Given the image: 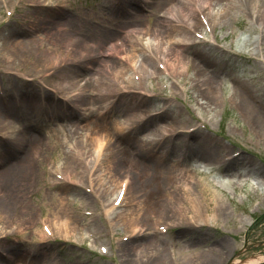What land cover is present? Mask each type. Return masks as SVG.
<instances>
[{
    "label": "rangeland",
    "instance_id": "1",
    "mask_svg": "<svg viewBox=\"0 0 264 264\" xmlns=\"http://www.w3.org/2000/svg\"><path fill=\"white\" fill-rule=\"evenodd\" d=\"M32 1L33 0H23L20 2L16 7L14 16L11 17L12 19L10 18L12 21H8L5 27L11 28V24H14L15 27H19L15 32L17 35H13L16 37L14 39L17 41L21 37L29 36V39L22 41L25 42L26 48L32 50L34 48H43V45L53 49L57 43L62 44L66 40L75 39V44L69 51L68 56L64 59L69 65L71 61L76 63L78 59L83 56V61H78V66L76 67L81 72L83 71L85 73L84 78H81L82 80L78 82L80 85H84L83 82L87 83L86 87L83 88L84 92L81 94L82 97H90L89 95L93 96L92 91L90 90L92 87L99 91L100 87L95 83L97 77L100 76L101 79H106L107 82H110L109 72L106 67L101 64L102 61L99 60L98 62L94 58L93 60H96L97 63L90 62V54L94 53L95 57H100L102 60L110 63V61L116 59L120 54L119 52L127 46L129 38H126L124 46L118 48L112 57L103 58L104 56L102 55V52L105 50V44L109 39H112L127 27L142 28L143 22L146 20L155 24L159 23L158 9L156 5V7L154 6L153 8L148 9L149 12L154 14L147 19H140L134 15L129 18H127L128 16L126 15L125 17L119 16L122 11H124L125 14L126 11L129 13L133 11L131 3L129 2V4H127L128 0H122V3L120 4L114 3L116 2L114 0H52V3H50L52 6L44 7V9L40 8V10L27 7L26 4ZM182 3L185 5L184 2ZM1 10L2 8L0 6V13ZM46 13L53 16H51L49 20L45 19L44 21V18L41 17ZM129 13H127V15ZM246 21L247 19L238 12L237 16H235V20L230 21L225 25L230 28L224 36H221L223 35L222 32L224 31V27L220 30L217 28L213 30L215 41L222 45H226L232 41L237 42L236 39L238 36H241L239 35V32H243V24L246 23ZM86 22L90 25H86ZM84 26H87L88 31L81 34V28ZM2 28H4V26ZM263 33L264 31L262 34ZM253 34L254 33H250L251 36ZM87 42H89V46ZM7 43L0 46V56L3 53L5 54ZM33 43L34 47L32 48ZM247 43L248 42H246V44ZM96 46L97 48H95ZM263 46L264 44L261 45V47ZM245 48L246 46L243 45V48L240 47L238 52L232 53L227 51L224 55L218 54L216 51H211L202 44L186 49V60H188V64L190 65L189 69H187L186 76L189 75L194 76L195 78H200L202 74L205 76L211 74L212 71L216 75L214 80L215 82L217 81L218 85L214 87V82L208 92L209 95L211 94L210 96L213 95V97L208 96L210 104L204 108H202L203 105L200 106L197 111L204 115L205 126L208 130H203L198 127L195 131L196 134L204 133L209 134L211 138H216L219 142L214 143L218 145V151L207 159L198 158L195 156L197 155L196 152L190 151L186 156V161L190 160V162H188V167L182 168L177 165L173 166L176 176L180 177L178 178L176 185H182L184 180L185 182L191 180L197 184L196 190L198 191L194 190V187L192 188L195 196L193 197L192 194V197L185 199L182 213L179 215L177 214L172 219L166 235H158L153 229H148L143 233H137V235H135V237L127 244L119 245L118 250L116 249L113 254L114 256L116 254L118 255L122 264H142V260H140L141 255L149 256V249H152L153 245L158 249L156 250L155 258L149 256L150 261L148 264H155V259L159 264H165L169 250L171 253L178 255V257H180L179 255L181 254H194L196 258H198L197 264H224L225 258L222 256L223 254L226 256L235 253L237 257L242 259L255 253L264 254V129L251 125L247 119L246 111L242 112L238 106L230 102L231 96H234L233 92L243 88L242 86H246V88L252 93L258 92L259 95L264 93L262 61L258 59L259 55H245L247 54L246 51L243 52V49ZM194 51H208V53L207 56H197ZM10 60L20 66L22 64V62H18L19 59ZM23 64L30 71H36L34 68L35 66L31 67L28 62L25 61ZM66 70L67 68L62 69L57 73L54 72L51 78L52 80H49V76L47 77L49 80H47V82L55 85V83L59 81H56V79H58L56 75L59 72H65ZM179 72L180 70L175 76L166 80L169 83H172L173 80H185V84L190 91L189 95H191L190 101L184 102L177 99L182 102V106L176 100H170V103L180 105L183 112L185 110L188 111L190 116H187L184 122L180 123V121H177L173 127L175 131L179 130L182 123H184V125H191L196 122L194 118L195 111H192L193 105L195 106L194 99L197 97L195 92V86L197 87L196 81H189L187 78H183ZM60 75L61 73H59V76ZM0 78L4 77L0 75ZM162 78L163 77L160 74L156 77H153L152 74L144 81L154 89L156 84ZM144 90H148L147 85H145ZM33 97L36 98V94ZM36 99L33 100L36 101ZM159 105L160 104H150L147 105V107H157ZM91 106L90 103L85 105L86 108ZM180 106L179 108H181ZM35 109L37 110V107ZM211 109L213 110L211 111ZM220 111H223V113L221 114ZM161 114L162 112L154 120L147 122L149 129L152 128V130H157L153 127L158 124L165 128L169 126L166 124V121L162 120L163 117L160 118ZM110 115L114 116L112 119L115 120L120 119L122 117L121 115L124 114L112 111ZM108 116L109 114L107 117ZM220 116L222 118H220ZM97 122L98 120L96 121L93 116L88 117L82 122H79L76 131H84L85 129L88 131L97 130V133L110 131L111 127L109 124L107 127H102ZM84 124H86V128L80 129ZM150 124L151 126H149ZM193 134L195 133H191V135ZM49 135L52 136V134ZM131 141L132 140H130V142ZM172 141L174 142L172 147L175 152L177 151L178 146L181 149H183L184 146H189L185 143V137H174ZM124 142L121 143L126 145ZM119 144L120 143L116 142L108 148L109 150L106 152V155L102 160L103 164L105 161L104 159L108 157H110V159L112 158V161L115 164V166L112 167L115 179L119 177L120 173H123L126 170L133 173L132 180L128 185L127 199L133 193L140 195L141 198L147 197L146 199L149 201H143V204L140 207L145 214L141 218H137L136 222L151 226L156 218L154 219V222H152L151 217L153 216L149 218V216L146 215V210L147 208L149 209L156 206L158 213L157 216H159L161 214V209L163 208L162 201H164V195L161 194V196L157 198L155 196L156 200L153 199L151 201L149 199L150 194L146 192L144 193V190L141 189V175L137 172L134 164L125 161L117 163L116 160L111 157L112 152H114V149L119 146ZM238 148L242 149L241 153L226 169L230 172H224L220 175L215 170L213 163L222 154ZM135 149L136 151L141 152L138 148ZM136 151L134 150V152ZM178 153H180V151ZM59 155H61L62 158L59 159ZM148 155H150L149 152ZM2 157L6 158L7 155L1 156V158ZM61 159H63V149H61V147L58 146L56 149H48L46 154L36 162V165H33V173L36 174L38 179L36 182L38 187H40V189L37 190L36 195L29 198L27 193L25 194L26 189H23L22 187L23 181L19 185L11 186V190H14V194L22 193V196H16L12 200V202L17 204L18 208H15V206L9 210V208L0 204V231H4L3 233H0L1 264H19V261L27 262L26 259H31L34 254H37L36 256L34 255L36 261L40 260L41 262L38 264H44L45 262L50 264L49 257H53V261L57 262L56 264H108L107 262L100 261L97 258L88 255L81 248L73 246L72 243L74 240L77 245L82 241V234L84 231L76 233L75 237L68 236L65 239L60 238L58 235H54L53 238H49L42 241V243H39V227L32 224L34 213L41 210L44 216H49L51 218H53L52 216L60 215L57 214L59 190L48 188L49 190L47 192L45 188L46 178H42L40 172L45 171V165H51L50 162L61 161ZM192 163L195 166H191ZM247 163L250 166H247ZM163 165L166 164L163 163ZM244 167H246V169ZM249 168L252 169L253 172L250 171ZM181 169H189L191 179L188 180L185 171ZM236 169H238L239 174H241L240 176H237V173L232 175L231 172H234ZM210 170V173L205 172ZM247 170L250 173L249 175L246 174ZM220 171H225V168ZM257 175L260 176L257 177ZM24 179L26 180V177ZM216 182L219 184H216ZM68 188L71 189L70 193L72 196L66 200L67 204L61 207V212L66 206L72 207L73 209H71L73 210L74 216L78 219L82 218L83 221L87 222L90 218L87 219L86 217L81 216L78 214V210L81 208H92L93 204L91 197L83 194L73 186H68ZM170 189H174L173 184ZM18 190H20V192H18ZM179 192L180 191L177 190V193ZM100 193L101 197H106L105 194H102V192ZM192 204H194L201 212L208 215V223L192 226L189 229L182 228V223L185 221V218L184 220L182 218L189 215L188 213L190 212L189 210ZM223 206H226L228 209H226V211L218 210V208ZM132 207L135 206L133 205ZM249 215H251V218L248 219V222L252 221V224L247 229V238L244 240L241 238L242 230H239L241 228H238L240 222L235 221V217L243 218V221L241 219L243 223L245 221L244 217L247 218ZM91 218L94 219V223L89 225V227H97V231H100L101 227L98 218L95 216H92ZM150 223L151 225H149ZM16 224H21L20 227L22 229L18 230L15 228ZM245 226H247V223H245ZM116 232L121 234V232L124 231L120 227H116ZM221 240L228 241L224 248V252L220 250L219 245L216 243ZM210 244H213V247L210 246ZM207 245L209 246L207 247ZM134 246H141L142 249L140 248L138 254L134 253L133 256L125 254V256L128 257L126 258L122 254L121 249L128 252V249H132ZM211 249L215 250V252H213V250L211 251ZM18 252H20L21 255L20 257L18 256L19 260L15 263L11 261L10 263L7 262ZM1 254H3V256H1ZM89 256L91 257L89 258Z\"/></svg>",
    "mask_w": 264,
    "mask_h": 264
},
{
    "label": "bare ground",
    "instance_id": "2",
    "mask_svg": "<svg viewBox=\"0 0 264 264\" xmlns=\"http://www.w3.org/2000/svg\"><path fill=\"white\" fill-rule=\"evenodd\" d=\"M131 3L133 6L132 12L126 11V14L124 11L119 14V16L125 17L133 15L136 17L141 18H147L150 16H153V13L142 14L141 11L137 10L142 8L143 5L149 2V0H128L127 4ZM157 9L162 12V21L165 23L161 28L163 30L160 33H157L158 35L156 37L152 36V41L147 40L145 38H140V36H130L129 41L127 42V46L124 47L117 56L116 59H114L112 62L107 63L106 61H102L101 64L106 67L107 70L110 71V75L116 77V79L120 82H124L123 87H127V90L121 94L118 98L114 97H103L100 96L99 100L103 104H107L109 106H112L114 103L117 102V108L115 109L116 113H121L125 115H129L128 117H125L122 121H115L114 126L119 130H122L124 128H130L135 129L137 132H139L141 129H143L144 123L137 124L135 127L133 125L134 122L139 121V117L136 115V117L131 114L133 111H136L140 107L147 106L150 102H153L154 100H157L158 97H155L154 95L146 97V96H138L134 93H132V88L128 85V82L126 80L127 71L125 68L124 62H126L127 65H132L136 67L143 78L146 76H149L150 73H156L155 66L153 67L152 62L146 57L142 51L152 52L159 57L158 60H161L166 68H168L170 71L174 70V65L172 63L171 57H174L177 59V68L184 69V64H188L187 57L182 53V50L178 48V46L175 44V42H179L181 40H187L188 37H190V33L187 32V30H184L183 26L187 25V27L190 26H198V19L196 18V14L194 12V9L192 8V3L196 4V7L202 10V14L204 19L209 23V26L211 29L215 30L221 29L224 27V31L222 34L224 35L227 30L230 28L228 26H225L228 22L234 21L235 16H237L238 12L243 11L244 9L250 10L249 12L253 16H257L258 14V6H264V0H154ZM184 2L185 5L182 3ZM190 2V3H189ZM192 2V3H191ZM154 4V3H153ZM155 6V5H154ZM155 6V7H156ZM242 6H249L250 8H244L242 9ZM195 7V8H196ZM127 13H129L127 15ZM262 32L264 31V22L261 25ZM245 31H251L252 26L250 24H247L244 27ZM82 30V28H81ZM258 34L257 41L255 43H263L264 44V33ZM10 35V31H7V33L4 35V37H8ZM221 35V36H223ZM263 35V36H262ZM211 36V35H210ZM204 45L209 48L211 51L215 50H222L234 48L231 47V45L227 44L225 46L210 44L205 42ZM238 45H241L238 42ZM8 46H11L9 50H11L13 53V58L15 59V56L20 58H23L22 56H31L32 53L28 52L26 50L25 44L23 41H17L14 43V46L12 44H8ZM13 46V47H12ZM124 44L122 43L120 47H123ZM117 50V49H116ZM264 50V47H263ZM197 56H207L208 51H194ZM220 54V51L218 52ZM212 54V53H211ZM124 59V62H123ZM54 58H51L50 62L48 64H45L46 66L53 65ZM64 68V67H63ZM61 75L59 76V73L57 75L59 81L55 83V87L58 88L61 95L65 96L67 92L73 91L76 88L79 87L80 90H83L84 87H86L87 83L83 82L84 85H80L78 82L81 81L84 78L85 73L81 72L77 68L67 67V70L65 72H60ZM201 75V74H200ZM216 77L215 73L212 71L211 74H207L205 76H202L200 78H195L194 76H189L188 80H195L197 87L195 86V92H196V98L194 99V104L197 108H200V106L203 105L202 108L208 106L210 102L208 101V94L212 84L215 82L214 78ZM82 78V79H81ZM236 79V78H234ZM98 85L104 89V90H114L113 86L103 81L100 78L96 79ZM236 81V80H235ZM217 83V82H215ZM216 84H214L215 87ZM255 85V83H254ZM243 88L239 89L238 91L235 90L233 96V100L236 99L235 105L238 106V108L244 112L246 111L247 119L249 123L255 127H261L264 129V93L262 95H259L257 93H252L246 86H242ZM66 88V89H65ZM31 86L28 84H24L23 90H19L17 87H11L9 88V95L10 99L8 100L2 99L0 100V134L4 136V139L0 138V162L1 160L8 159L9 162L3 165V167L0 169V204L6 208H12L15 207L17 204L15 202H12L13 198L16 196H22V193L14 194V190H11V186L13 185H19L21 182H26L23 186L24 188H27L28 181L30 180L29 177V171L33 165L34 159L31 157L33 154H37L38 152L46 151L48 150V145H45L43 143L42 138L36 137L34 135V131L41 132L43 129H30L28 130V127H34L35 123L39 119V114L36 112L35 104L32 101L31 97ZM237 91V92H236ZM206 95V98H205ZM25 96V97H24ZM81 95L76 97V103L77 105L73 109H69L66 107H63L62 104H59L58 107V114L55 116H60V119H57L52 124L53 131L55 132L54 135L57 138V142L59 144L65 143L67 140L76 139L77 136H75L76 128L79 125V119L84 120L91 116H96L92 108H86L85 105L87 103H94L96 102L95 99L90 97H80ZM199 96V98H198ZM27 98V101L25 98ZM210 97H213L210 96ZM159 101L163 103L165 106V112L163 113L161 117H163L162 120H166L167 122L172 121L174 118H181L183 116V113L179 111V109L171 104L168 103L166 100H163L162 98H158ZM17 102H20L21 104L19 107H15V104ZM51 103V102H50ZM177 110H176V109ZM71 112H76V118L72 119ZM67 115V116H66ZM52 116V115H50ZM84 118V119H83ZM25 121L28 124V127L26 126V123L24 125L20 121ZM89 121V120H88ZM19 122V123H18ZM78 122V124L73 123ZM98 124L102 127L106 126V122L101 119L98 121ZM103 124V125H102ZM49 127V125H47ZM86 128V124L82 126L80 129ZM139 128V129H138ZM87 130V129H86ZM79 131H76V134ZM167 130H163L161 134L167 133ZM85 140H91L92 132L88 133L84 132ZM149 135H153V133L147 132V135L145 134V137H149ZM159 135V134H158ZM191 138H193V144L195 145L197 157L201 159H207L215 154L216 151H218V145H216L214 142H219L216 138H211L209 134H195L191 135ZM199 138V139H198ZM97 138H95L96 140ZM66 140V141H65ZM127 139H125L126 141ZM140 138L136 136L134 139V142L140 143ZM115 142H119V139H113L109 138L106 143L102 147L98 144L96 147H91L90 142L89 144H84L83 146H78L77 150L74 149L71 145H69L73 151L74 158L77 160H81L83 163V167L86 165V171L88 173V177L92 178V181L94 183V186L99 192H102V194H105L106 197H108L110 194L113 195L114 190L117 188V185L119 183V178L115 179V176L112 172L113 166L115 164L112 161V158L110 157L104 159L103 164V158L106 155V152L109 150L107 148L108 143L109 145H112ZM133 143L135 147H140L138 144ZM107 146H106V145ZM142 145V144H141ZM155 149L161 150L160 153H162V144L156 143ZM179 149V148H178ZM134 148L132 144H126L123 145L122 143L119 144L114 149V152H112L111 157H113L116 162H129L133 163L137 172L141 175L140 180V186L141 189L144 190V193H149L150 197L149 199L152 201L153 199L156 200L157 197L164 195L165 197L171 196V185L178 180L174 169L169 165H162L160 158H154L147 159L144 155L141 153L138 154V157L135 156V153L133 152ZM180 150V149H179ZM152 151V150H151ZM191 151V149H188V152ZM200 151V152H199ZM7 155L6 158H1V156ZM163 155V153H162ZM44 156V155H43ZM76 162V160H74ZM73 162V164H74ZM115 162V161H114ZM158 163L157 165L154 163ZM56 167H60L64 170H67L65 174H69L70 171L68 169L73 168L72 164L70 162H66L64 159L62 162L60 161L58 164H54ZM247 166L248 165L247 163ZM246 169V167H244ZM250 169V168H249ZM29 170V171H28ZM74 171V169H72ZM185 171V175L190 176V170L189 169H181ZM252 171V169H250ZM174 172V173H173ZM253 172V171H252ZM246 174L249 175V171H246ZM241 174H237V176H240ZM260 175H257L259 177ZM26 177V180L24 179ZM186 177V178H187ZM132 180V179H131ZM130 183V180L129 182ZM129 185V184H128ZM127 185V188H128ZM143 186V187H142ZM187 182L184 181L183 188L186 187L187 191L186 193H190V189ZM60 192L58 194L59 199H57V206H58V212L57 214L52 216L53 218H46L45 220L50 225V233H57L61 235L62 237L67 236V234H70L72 230H68V222L71 219L69 214H67V208L64 212L65 208L61 212V207L66 203V200L70 198V194H68L69 188L66 185H60L58 186ZM168 187V188H167ZM198 191V190H196ZM20 192V190H18ZM126 192V190H125ZM158 193V194H157ZM164 193V194H163ZM109 194V195H108ZM156 196V198H155ZM143 197V196H142ZM216 197V196H214ZM147 197L141 198L140 195H137L133 193L130 197L127 199V192L124 198V203L126 202V205L122 208H116L111 211L112 217H113V224L115 227H120L121 229H124L126 231H133L134 230V223H137V218H141L145 212H142V209L140 208L143 204V201H146ZM109 199V198H108ZM65 201V202H64ZM149 201V200H147ZM12 202V203H11ZM12 206H11V204ZM152 203V202H151ZM131 204H133L135 207H132ZM183 206L176 212L178 215L182 211ZM222 211H226V207L220 208ZM151 214V215H150ZM157 208L151 207L147 208L146 215L151 216V220L157 218ZM63 220V221H62ZM154 221V220H153ZM197 223V221H204L206 222V219L204 216L197 212L196 208H194L193 213L189 218L187 219V222L183 223V227H186L188 223L193 224L192 222ZM16 222V221H13ZM22 224V223H21ZM21 224H16L15 228L18 230H21L20 227ZM33 225L35 223H32ZM75 227V225H74ZM3 228V227H2ZM129 229V230H128ZM188 229V227H186ZM16 231V230H12ZM4 231H0V233H3ZM38 236L40 238H46V236L42 233H38ZM135 247V248H134ZM132 249L122 250V254L125 256L127 255H134V253L139 252V249L141 246H134ZM142 249V248H141ZM158 248L152 247V249H149L150 256L155 258L156 250ZM131 250V251H130ZM136 251V252H135ZM133 253V254H132ZM53 254V253H51ZM191 254V253H190ZM35 256L37 254H34ZM32 256L31 259H28L27 262L19 261V264H38L41 263L40 260L36 261V257ZM194 255V254H191ZM20 252L15 253L13 257L8 260L7 262L15 263L17 260H19ZM180 264H188V259H193L190 257V255L181 254L179 255ZM126 257V256H125ZM196 257V256H195ZM9 258V256H8ZM15 258V259H14ZM50 258V264H56L57 262L53 261V257ZM128 258V257H126ZM125 259V258H124ZM226 264H257L264 262V254L261 253H255L253 255H249L246 258H239L235 255L231 257L226 258ZM15 260V261H14ZM155 264H159L158 261L155 259ZM1 264V262H0ZM44 264H47L46 262ZM49 264V263H48Z\"/></svg>",
    "mask_w": 264,
    "mask_h": 264
}]
</instances>
